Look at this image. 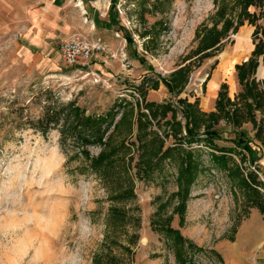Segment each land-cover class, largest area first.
Segmentation results:
<instances>
[{
    "label": "rangeland",
    "instance_id": "obj_1",
    "mask_svg": "<svg viewBox=\"0 0 264 264\" xmlns=\"http://www.w3.org/2000/svg\"><path fill=\"white\" fill-rule=\"evenodd\" d=\"M111 2L0 0V216L6 236L20 218L34 221L24 245L13 248L4 242L0 261L29 264L35 258L37 264H58L61 251L76 244V229L91 225L85 264H264V209L245 199L237 179L212 163V147L181 141L186 136L182 114L189 107L179 102L198 97L201 111L215 109V102L205 105L212 82L205 89L202 84L214 61L235 98L240 86L237 79L234 83L233 63L238 58L229 52L245 29L250 42L252 29L263 27L264 0H116L120 25L131 34L141 63L130 54L124 30L94 25V16L107 17ZM72 34L101 38L108 52L97 54L85 68L69 66L58 43ZM260 64L255 76L264 81ZM179 68L184 71L175 73ZM45 90L62 101L75 100L87 113L114 103L124 108L102 143L63 153L57 132L43 138L23 128L40 113L39 96ZM196 125L195 133L221 132L224 140L216 146L233 147L236 130L225 122L207 129L198 118ZM244 129L253 137L251 125ZM253 146L264 168V144L254 140ZM174 147L192 151L201 163L188 192L179 188L178 156L162 159ZM120 149L126 153L121 173L131 184L111 190L91 165L104 157L122 159ZM158 157L161 162L151 174L138 171ZM242 165L254 171L249 160ZM257 174L264 207V173ZM160 227L177 233L181 246ZM229 248L238 255L230 256Z\"/></svg>",
    "mask_w": 264,
    "mask_h": 264
},
{
    "label": "trees",
    "instance_id": "obj_2",
    "mask_svg": "<svg viewBox=\"0 0 264 264\" xmlns=\"http://www.w3.org/2000/svg\"><path fill=\"white\" fill-rule=\"evenodd\" d=\"M115 2L116 0H112L105 19H101L98 16L93 17L94 25L98 28H105L108 30L113 28L124 30L123 35L126 44L128 47L131 46L130 54L141 63L144 59L136 52L131 34L125 32V28L120 25L115 10ZM258 32V26H255L253 31L254 38L257 37ZM263 52V43L262 40L259 39L248 60L235 65L240 91L233 100L228 96L227 85L225 83H222L219 87L215 101V109L213 111L207 113L201 111L197 106L198 97H196L192 103L186 102V98L179 99L180 103L182 102L183 105L189 107L188 111L184 110L182 114L186 125V136L181 141H184V143L190 146L192 144H202L205 147L207 145L212 147L213 152L210 154L212 163L218 170L227 172L230 179H237L236 185L243 193L244 198L250 200L252 204L254 203L260 211L263 210L264 207H262L263 202L259 190V188H261V183L258 180L257 173H264V168L259 164L262 157L260 150L253 146V142L255 139L260 145L264 144V116L259 120L256 118L257 111H261L264 114V90L259 81H256L254 73L258 66L257 55ZM216 63L217 62L214 61L211 70L215 67ZM181 71L184 70L179 68L175 73L178 72L181 74ZM209 76L210 73H207L202 83L204 89ZM164 82L168 87V91H173L174 86L171 82L165 80ZM263 83L264 82H262V84ZM177 88L179 91L180 86ZM41 95L43 104L40 113L32 116V118H28L26 123H23V128L32 130L43 138H46L52 131L57 132L58 145L63 153L75 151L85 152L87 148L95 147L102 143L113 126L116 114L124 108L122 104L114 103V105H111V107L100 113H87L75 100L62 101L58 97L53 96L48 90L40 93L39 98ZM194 104L196 106H194ZM16 115H18V118L21 116V114ZM198 118L202 119L207 129L213 128L210 126V123L214 124L217 122L218 124L220 121L234 128L236 132L234 138L230 140L233 147L220 148L214 144L216 141L224 140L221 132L218 133L215 130H208L203 133H195L193 130L194 127L197 128L196 124ZM221 118L222 120H220ZM193 123L194 127L192 126ZM246 124L251 125L254 131L253 137H250L248 132L244 129V125ZM157 140L159 143L160 139ZM116 152L121 154L122 159L113 157L100 158L93 162L91 169L95 174H99L100 178L107 180L111 190L127 189L131 183L128 179L125 180L121 173V170L125 166L124 156L126 153H121V149ZM174 153L178 156L175 160H179L180 164L178 180L181 186L179 185V188L181 187L180 190L188 192L198 172L202 169L200 166L201 163L197 155L192 151L184 150L182 147L167 149L162 159L167 157L174 158ZM160 159L161 157H158L153 165H148L143 168L139 167L138 171L142 174H151V171L158 167V163L161 162ZM247 160L253 165L254 171L243 169L242 164H245ZM243 171L246 172V180L243 177ZM131 193L132 190L130 194ZM160 228L168 237L173 235L174 243L177 246H181L182 241L177 233L172 232L170 229H167V227ZM193 249H195L194 252H200L199 248H190L189 250L193 251ZM189 259L192 262L191 257H186L185 261L189 263Z\"/></svg>",
    "mask_w": 264,
    "mask_h": 264
},
{
    "label": "clouds",
    "instance_id": "obj_3",
    "mask_svg": "<svg viewBox=\"0 0 264 264\" xmlns=\"http://www.w3.org/2000/svg\"><path fill=\"white\" fill-rule=\"evenodd\" d=\"M49 159L50 157L46 158L44 163H47ZM33 223L34 221L22 217L19 219L17 226L8 230L9 235L6 236L4 217L0 216V249L5 247L4 242L6 240L12 245L13 248H15L17 245H24L31 231L30 225ZM93 235V226L86 225L84 227H78L76 229V244L71 249L64 248L61 251L58 264H85L83 252L88 243L93 238ZM0 264H2V261H0ZM29 264H37L35 258H33Z\"/></svg>",
    "mask_w": 264,
    "mask_h": 264
},
{
    "label": "crops",
    "instance_id": "obj_4",
    "mask_svg": "<svg viewBox=\"0 0 264 264\" xmlns=\"http://www.w3.org/2000/svg\"><path fill=\"white\" fill-rule=\"evenodd\" d=\"M41 23V22H40ZM44 23H45V21H44ZM252 28H254L252 25H250ZM261 30H262V33H261ZM41 31H43L42 30V28H41V24H39V33H41ZM249 31V29H245L244 30V32H243V35H242V37H240L239 39V41L237 40V38H235V42H234V50L233 51H228L231 55H232V53L235 55V57L236 58H238V61H235L234 63H233V69H234V75H233V77H234V83H235V79H237V82H238V85L240 86V84H239V81H238V76H237V72H236V69H235V65L236 64H241V63H243V62H245V61H247L248 60V58L251 56V53L253 52V50L255 49V45H256V43H257V41L259 40V39H261L262 40V43H263V47H264V24H263V27H261V29L259 28V32H258V34H257V37H255L254 38V36L252 35V33H253V29H252V31H251V40H250V42L249 41H247V38H249L245 33L246 32H248ZM50 35H52V34H50ZM51 37V36H50ZM230 42H232V40L230 41ZM249 43V44H248ZM248 45V48H245L246 46ZM245 48V49H244ZM235 52V53H234ZM257 61H258V65H259V63H261L260 64V66L261 65H263L264 64V52L263 53H261V54H259V55H257ZM216 66V65H215ZM257 68H258V66H257ZM257 68H256V70H257ZM217 69H218V67L215 69V67L212 69V70H214V72L211 74V72H212V70H211V72H210V76H209V79L207 80V82H208V85H210V83L212 82V84L214 85L213 87L211 86V91H212V93L211 94H209V96H211V97H213L212 99H208L209 101L205 104L206 106H209V107H212L213 105H214V102H215V99L217 98V94H218V91H219V87H220V85L222 84V83H225L226 85H227V90H228V84H227V82L224 80V78H222V76H225V75H223L221 72H218L217 71ZM255 74H256V71H255V73H254V77H255V79H256V81H259V83L261 84V87L263 88V85H264V83L262 84V82H264V81H260V80H258L257 78H256V76H255ZM262 75H264V71H263V73H262ZM226 77H228V76H226ZM229 78V77H228ZM207 82H206V84H207ZM206 86V85H205ZM208 90H209V88H208ZM210 91V92H211ZM239 92V91H238ZM238 92H237V94H238ZM236 94V95H237ZM209 96H208V98H209ZM228 96H229V94H228ZM229 98H230V96H229ZM231 100H233L234 98H230ZM211 110H214V106H213V108L211 109ZM210 110V111H211ZM207 112V111H206ZM257 112H259L261 115H260V118H263V116H264V114H263V112H261V111H257ZM256 112V113H257ZM256 118H257V114H256ZM259 118V119H260ZM258 118H257V120H259ZM246 125H250V124H246ZM245 126V125H244ZM255 140V139H254ZM260 162V161H259ZM229 250V255L230 256H237L238 254L236 253V251L235 250H233V248L231 249V248H229L228 249Z\"/></svg>",
    "mask_w": 264,
    "mask_h": 264
},
{
    "label": "built area",
    "instance_id": "obj_5",
    "mask_svg": "<svg viewBox=\"0 0 264 264\" xmlns=\"http://www.w3.org/2000/svg\"><path fill=\"white\" fill-rule=\"evenodd\" d=\"M58 50L67 65L80 69L89 66L97 54L108 52L101 38L88 40L77 34H72L60 40Z\"/></svg>",
    "mask_w": 264,
    "mask_h": 264
},
{
    "label": "bare ground",
    "instance_id": "obj_6",
    "mask_svg": "<svg viewBox=\"0 0 264 264\" xmlns=\"http://www.w3.org/2000/svg\"><path fill=\"white\" fill-rule=\"evenodd\" d=\"M233 83V82H232ZM214 85L212 84V87H213ZM212 93V91L210 92V94ZM212 97L211 96H209V98L208 99H211ZM206 102V101H205Z\"/></svg>",
    "mask_w": 264,
    "mask_h": 264
}]
</instances>
